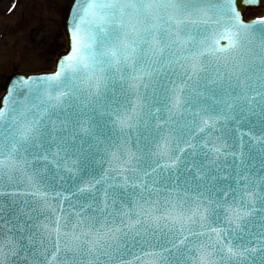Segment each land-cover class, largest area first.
<instances>
[{"label":"snow or ice","instance_id":"6c2138e0","mask_svg":"<svg viewBox=\"0 0 264 264\" xmlns=\"http://www.w3.org/2000/svg\"><path fill=\"white\" fill-rule=\"evenodd\" d=\"M63 12L2 85L0 264H264V0Z\"/></svg>","mask_w":264,"mask_h":264},{"label":"rangeland","instance_id":"374dc122","mask_svg":"<svg viewBox=\"0 0 264 264\" xmlns=\"http://www.w3.org/2000/svg\"><path fill=\"white\" fill-rule=\"evenodd\" d=\"M68 0H0V94L15 71L50 70L65 37L61 29ZM261 11H250L247 17Z\"/></svg>","mask_w":264,"mask_h":264},{"label":"water","instance_id":"95a60500","mask_svg":"<svg viewBox=\"0 0 264 264\" xmlns=\"http://www.w3.org/2000/svg\"><path fill=\"white\" fill-rule=\"evenodd\" d=\"M63 21H64V18H63ZM62 29H63V31H64V23H62ZM64 33H65V31H64ZM65 35H66V40H67V46H66V48L64 49V50H62V51H60L58 54H57V56H56V58H55V60H54V67H53V69L52 70H50V71H42V72H51V71H53L54 69H55V66H56V61H57V58L59 57V55L62 53V52H65V51H67V47H68V39H67V34L65 33ZM17 72H22V71H16L15 73H17ZM42 72H38V73H42ZM22 73H25V72H22ZM14 74V73H13ZM12 74V75H13ZM31 74V73H30ZM11 75V76H12ZM4 95V92H3V94L1 95V96H3Z\"/></svg>","mask_w":264,"mask_h":264}]
</instances>
